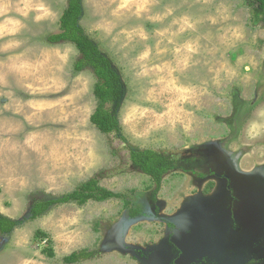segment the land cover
<instances>
[{"label": "rangeland", "instance_id": "obj_1", "mask_svg": "<svg viewBox=\"0 0 264 264\" xmlns=\"http://www.w3.org/2000/svg\"><path fill=\"white\" fill-rule=\"evenodd\" d=\"M68 2L0 0V215L25 221L0 233V264H264V16L247 0H83L124 84L117 135L91 121L93 70L49 40ZM130 148L182 162L157 191ZM93 179L123 198L29 219Z\"/></svg>", "mask_w": 264, "mask_h": 264}, {"label": "trees", "instance_id": "obj_2", "mask_svg": "<svg viewBox=\"0 0 264 264\" xmlns=\"http://www.w3.org/2000/svg\"><path fill=\"white\" fill-rule=\"evenodd\" d=\"M248 5L254 10L256 17L264 16V0H247ZM84 16L83 0H69L60 20V32L52 35L49 40L52 43L69 42L75 45L81 58L75 65L77 71L90 68L95 73L98 83L95 87V97L99 107L92 117V123L105 134H121L122 129L118 119V113L124 99V84L122 78L112 61L106 56L95 42L85 33L81 26ZM122 140H125L122 136ZM132 164L150 176L160 189L164 176L175 170L181 159L165 156L154 150H137L130 148ZM122 199L121 194H116L99 185L98 179H93L81 184L75 191L61 198L49 200H35L31 207L30 220H36L47 213L52 207L76 203L80 206L89 201L104 202L110 199ZM133 217L138 215V210L131 208ZM25 221H12L0 215V233L9 235L16 228L23 226ZM54 257V251L48 254ZM98 256L97 251H81L64 258L65 264H76L80 261L94 259Z\"/></svg>", "mask_w": 264, "mask_h": 264}]
</instances>
